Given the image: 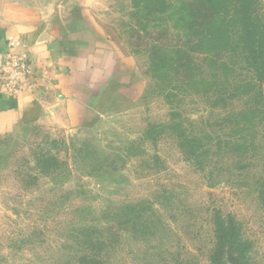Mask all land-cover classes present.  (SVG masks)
<instances>
[{"label": "rangeland", "instance_id": "obj_1", "mask_svg": "<svg viewBox=\"0 0 264 264\" xmlns=\"http://www.w3.org/2000/svg\"><path fill=\"white\" fill-rule=\"evenodd\" d=\"M37 1L77 7L111 74L0 136V264H264V80L239 0Z\"/></svg>", "mask_w": 264, "mask_h": 264}, {"label": "crops", "instance_id": "obj_2", "mask_svg": "<svg viewBox=\"0 0 264 264\" xmlns=\"http://www.w3.org/2000/svg\"><path fill=\"white\" fill-rule=\"evenodd\" d=\"M59 2L0 0V72L8 54L25 56L32 66L29 83L18 94L5 92L0 83V136L43 110L59 112L65 107L73 113L78 105L74 98L79 73L89 86L87 92L106 90L102 79L111 72L103 71L109 58L104 36L100 31L95 41L77 36L72 24L77 20L64 18L78 11L77 7ZM116 60L119 66L122 62Z\"/></svg>", "mask_w": 264, "mask_h": 264}, {"label": "trees", "instance_id": "obj_3", "mask_svg": "<svg viewBox=\"0 0 264 264\" xmlns=\"http://www.w3.org/2000/svg\"><path fill=\"white\" fill-rule=\"evenodd\" d=\"M148 1L150 0H145L144 2L148 3ZM151 2L159 9H169L170 6L167 0H151ZM200 4L201 5L197 8L204 9L205 5L203 3ZM238 13L241 21L242 42L247 58L253 70L256 71L259 79L264 80V21L260 19L257 12L251 8L249 0L238 1ZM215 227L217 246H225L228 248V258L237 261V257L232 253V249L236 247V245H239L240 240L230 237L228 229L231 228V224L229 226L227 224L225 225L224 222H220L216 224Z\"/></svg>", "mask_w": 264, "mask_h": 264}, {"label": "built area", "instance_id": "obj_4", "mask_svg": "<svg viewBox=\"0 0 264 264\" xmlns=\"http://www.w3.org/2000/svg\"><path fill=\"white\" fill-rule=\"evenodd\" d=\"M31 74L32 66L25 56L8 54L1 66V86L5 92L18 94L27 87Z\"/></svg>", "mask_w": 264, "mask_h": 264}]
</instances>
